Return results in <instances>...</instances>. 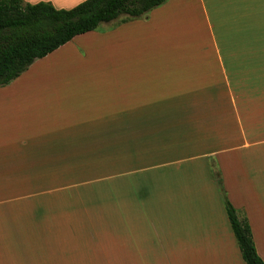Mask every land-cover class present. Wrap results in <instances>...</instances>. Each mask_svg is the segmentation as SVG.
Instances as JSON below:
<instances>
[{
  "label": "crops",
  "instance_id": "0c3cea01",
  "mask_svg": "<svg viewBox=\"0 0 264 264\" xmlns=\"http://www.w3.org/2000/svg\"><path fill=\"white\" fill-rule=\"evenodd\" d=\"M23 1L70 9L84 0ZM178 1L103 22L40 58L70 54L89 66L59 78L85 70L89 81L22 82L24 73L0 88V180L14 187L0 193L14 204L0 219H22L0 220V264H160L178 248L245 264L212 161L264 260V0H185L169 17L173 38L206 66L156 67L145 53L169 39L165 16ZM240 65L261 81H225ZM196 72L204 80L187 77ZM66 215L92 224L65 226Z\"/></svg>",
  "mask_w": 264,
  "mask_h": 264
},
{
  "label": "trees",
  "instance_id": "16d2710c",
  "mask_svg": "<svg viewBox=\"0 0 264 264\" xmlns=\"http://www.w3.org/2000/svg\"><path fill=\"white\" fill-rule=\"evenodd\" d=\"M166 1L84 0L73 8L58 9L45 1L0 0V86L10 83L37 59L47 56L75 36L121 16L124 21L142 17ZM212 167L244 261L246 264H264L247 216H239L228 198L221 173Z\"/></svg>",
  "mask_w": 264,
  "mask_h": 264
},
{
  "label": "rangeland",
  "instance_id": "374dc122",
  "mask_svg": "<svg viewBox=\"0 0 264 264\" xmlns=\"http://www.w3.org/2000/svg\"><path fill=\"white\" fill-rule=\"evenodd\" d=\"M168 1H170V0H167L163 5H165ZM24 3H30V2H24ZM183 3H185V0H180L177 3H175L173 6L170 7V8H172L170 13H168L167 16H165V19H168V23H169V17L171 18L172 22L175 19H178L177 16L180 12V9H181ZM163 5H161V6H163ZM161 6L152 9L151 11H149L148 13H146L145 15H143L142 17H139V18L140 19H142V18L146 19V18L150 17L152 12L156 9H159ZM169 25H170V29H171V31L169 32V39L162 41L159 44L155 45V49L158 51V53H145L146 54V60H149V56L151 55V57H153L152 59H153L154 65L156 67H160V68H165V67L170 66L171 68L175 67L177 69H180L181 66H184V67H193L194 69H201L203 66L205 67L206 62H207L205 57L200 58L199 56L198 57L196 56L197 54H195V56H194L191 53H184L183 51H181L182 49H185L184 44H185L186 40L185 39L184 40L174 39L173 38V27L174 26L170 23H169ZM258 35L261 38H264L263 32L258 34ZM263 44H264V40H263ZM55 51L56 50H54V52ZM177 51H181V52L178 53ZM54 52H51V53H54ZM55 53H60V52H55ZM260 54L264 55V53H260ZM67 55H69V56H67ZM67 55L53 56V57H49V58L46 57L47 59L44 62H40V63H39L40 59H37L34 62V64L39 63L38 65L36 64L37 67H39V68L33 69L30 72H28L30 70V67L32 66V65H30V67L20 75V76H22L25 73V75L22 76V78L25 77L22 79V82L50 81V77L52 78L53 75L57 77L58 81H66L69 83H72L71 81L76 77H81L82 79H85V81H89V79L92 78L93 73H91L89 71H85V70H83L81 74L80 73L78 74V73H75L72 71L69 74H67L65 78H59V73L61 71L68 70L69 68H71L74 65L79 64L78 68L79 67L85 68L86 66H89L86 63H80L81 61L79 59H78L77 63L75 64L73 62L74 59L72 58V55H70V54H67ZM229 55L231 57L226 56V61H229V65L234 66L233 55H232V53H229ZM183 60L185 61V63L182 62ZM188 65H190V66H188ZM258 69L264 71V63L260 64V66H258ZM250 70L251 69L249 68V66L240 65V71L241 72L240 73H231L230 72L229 76L226 75L225 81H232V82H234V81L240 82L241 81L242 83L243 82H245V83H249V82L254 83L255 82L256 83V82L261 81L262 75L250 74ZM175 71H179V70H175ZM26 72H28V73H26ZM259 75L261 77H259ZM177 76L185 78V75L178 74ZM201 76H204V77L201 78ZM205 76H206V74L201 75V72H196L194 75H187V77H200L201 80H204ZM18 78L19 77L12 80L11 82L17 80ZM10 83H8V84H10ZM8 84H6V85H8ZM6 85L0 86V88L4 87ZM224 93H223V95L226 99H225V106L222 109H224V113L227 114V113L233 111L232 106L228 104V103H231V101L229 99L232 97V95H231L232 91L229 92V90L226 89V90H224ZM24 100H27V99L24 98ZM255 124H263V121H255ZM212 165L213 166L215 165V168H216L215 161H212ZM11 192H14V187L13 186H6L5 183L4 182L1 183V180H0V193H11ZM5 203H7V202H0V212H4L7 210L12 211L14 209L13 203H11L10 204L11 206H9V207H8V204H5ZM237 210H238L239 216H243L242 210H240V209H237ZM10 216H14V215L12 214ZM0 220L6 225L19 227L20 226L19 222L22 219H19V218H1ZM59 221H61V219ZM91 224L92 223L90 221H87L81 217H67V215H66V216H64V219H63V225H65V226H78V225H91ZM257 235H258V244L260 245V248H261L262 252L264 253V224L261 225V224L257 223ZM237 247H238V245H237ZM210 252H211L210 250H208L206 253V250L196 251V250H191V249L186 252L185 248H178L176 250L175 255H171V258H169L168 260H163L162 262H160V264H242V262L237 257V254L235 255L234 253H230V257H228L226 254H224V257L222 259L221 255L218 257L212 258L208 254ZM240 252H239V257H241ZM186 258L188 259V263L186 261ZM240 259H242V258H240ZM165 261H167V263Z\"/></svg>",
  "mask_w": 264,
  "mask_h": 264
}]
</instances>
